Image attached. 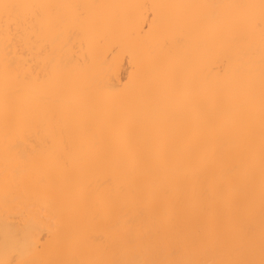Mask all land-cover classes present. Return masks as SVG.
Listing matches in <instances>:
<instances>
[{
    "label": "bare ground",
    "instance_id": "bare-ground-1",
    "mask_svg": "<svg viewBox=\"0 0 264 264\" xmlns=\"http://www.w3.org/2000/svg\"><path fill=\"white\" fill-rule=\"evenodd\" d=\"M0 264H264V0H0Z\"/></svg>",
    "mask_w": 264,
    "mask_h": 264
}]
</instances>
